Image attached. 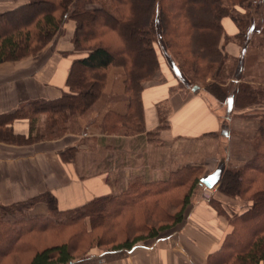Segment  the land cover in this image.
<instances>
[{"label":"trees","instance_id":"trees-1","mask_svg":"<svg viewBox=\"0 0 264 264\" xmlns=\"http://www.w3.org/2000/svg\"><path fill=\"white\" fill-rule=\"evenodd\" d=\"M212 1L207 9L209 18L198 15L197 24L190 15L192 7L198 10L195 0H153L146 20L139 9L141 0H29L0 12V63L38 55L69 21L75 24L74 52L80 55L69 72V91L62 97L32 101L12 113L0 115V141L31 144L47 140V133H62L65 119L71 121L75 113L95 103L113 68L127 72L130 94L124 112L111 110L104 116V132L109 136L115 134V126L131 128L133 133L145 130L141 94L145 83L157 80L161 74L156 49L158 28L167 49L178 59L194 86L203 87L220 101L231 100L233 112L252 105L264 106V74L254 75L253 67L246 79L242 56L240 60L233 57L235 65L227 67L229 56L223 47L229 40L223 19L229 17L238 27V33L231 38L239 44L248 34L258 31L263 36L264 51V0H259L258 6L263 7L256 17L251 13L252 0ZM256 20L258 27L252 23ZM195 38L199 51L193 53ZM244 52L243 48L242 55ZM263 59L261 56L260 60ZM240 72L243 74L239 77ZM226 75L231 78V94L224 88ZM206 80L211 83L206 84ZM250 117L257 120L251 140L253 154L242 149L239 137L238 149L236 143L231 147L233 164L226 168L218 185L220 192L242 201L244 211L231 209L228 216L213 202L220 214L227 215L231 230L220 249L209 256L208 264H264V109L251 112ZM15 120L30 123L27 137L14 134L11 125ZM88 129V133L94 130ZM103 140L107 141L106 137ZM72 156L61 153L64 161H70ZM202 172L200 166H184L171 172L166 180L144 181L136 177L117 195L97 198L67 211H60L55 197L48 193L10 205L0 204V259L31 255L27 264H69L90 244L111 246L106 252L131 250L145 238H156L160 231L183 221ZM184 187L187 190L180 198L179 191ZM38 202L47 205L46 214L33 212ZM172 207L179 210L169 215ZM147 220L167 224L148 227ZM123 222L138 232L147 230L146 237L116 240L109 228L115 227L122 233ZM43 235L59 242L39 249Z\"/></svg>","mask_w":264,"mask_h":264},{"label":"crops","instance_id":"crops-1","mask_svg":"<svg viewBox=\"0 0 264 264\" xmlns=\"http://www.w3.org/2000/svg\"><path fill=\"white\" fill-rule=\"evenodd\" d=\"M27 2L28 0H0V12ZM223 26L228 36L238 33L236 24L231 20L223 22ZM74 28V25L64 27L63 32L35 58L0 63V115L12 113L32 101L58 99L69 91V72L80 55L74 52L72 37L64 41L63 36L66 31L73 36ZM230 45L229 54L239 57L240 46L237 43ZM174 88V85L167 82L144 86L141 101L146 132L161 129L164 140L195 141L202 144L208 137L227 136L226 125L214 105L215 101L219 103L218 99L205 91L183 94L181 90L175 91ZM232 123L233 119L230 125ZM236 124L241 126L238 122ZM164 125L166 128H163ZM11 127L15 135L27 137L30 133V123L27 120H15ZM74 142L73 138L26 145L0 141V204L10 205L48 193L55 197L60 211H67L97 198L117 195L136 177L145 181L166 180L171 172L188 163L183 160L178 166H173L171 157H168L169 161L165 155L156 159V155L150 152L152 144L148 143L146 167L142 165V168H136L133 165L131 172L126 169L127 174L122 173V177L111 176L114 171L107 169L108 163L95 173L87 172L86 167L81 172L76 156L73 155L70 161H64L61 157V152ZM231 143L233 141L229 140L225 144L229 148ZM202 147L204 145L197 151L196 166L207 155ZM103 148L106 149V146ZM118 149L115 151L118 152ZM229 149L227 155L222 157L226 161V168L233 164ZM101 153L100 159L103 155ZM216 159L218 158L213 160ZM104 160L107 161L106 155ZM201 166L207 172L202 177L211 174L217 167L211 163ZM124 169L122 166V172ZM216 188L217 186L212 189L201 188L203 193L212 195L214 199L204 196L195 198L183 221L169 234L131 250L104 251L69 264H208L209 256L220 249L231 230L227 217L231 216V209L244 211L242 201L231 198ZM214 200L220 203V209L227 215L219 213L213 205ZM47 210L45 203L38 202L33 212L45 214Z\"/></svg>","mask_w":264,"mask_h":264},{"label":"rangeland","instance_id":"rangeland-1","mask_svg":"<svg viewBox=\"0 0 264 264\" xmlns=\"http://www.w3.org/2000/svg\"><path fill=\"white\" fill-rule=\"evenodd\" d=\"M29 1V0H28ZM251 1V0H250ZM253 5L251 8V13L254 16L256 12L261 10L263 6H258L259 0H252ZM195 2L198 5V10H194V7L190 10V15L191 18L193 19V23L197 24L196 18L198 15L202 19L209 18V14L207 12V9H210L211 0H195ZM153 0H141L139 4V9L142 10L143 13H145L143 20H146L148 18V12H149V6L152 5ZM204 8L203 11H201ZM241 11H244L243 9ZM211 13V12H209ZM195 14V16H194ZM256 17V15H255ZM254 18V17H253ZM252 18V19H253ZM233 21L232 19L225 18L223 19V22L226 21ZM235 23V22H234ZM257 27H258V21H252ZM253 24V25H254ZM71 25L75 24L72 21H69L68 23L65 24L64 27H71ZM237 26V25H236ZM63 27V29H64ZM238 28V27H237ZM63 29L58 33L61 34L63 32ZM66 31V30H65ZM75 31V28H74ZM74 35V32H73ZM69 37H72L69 32L67 31L64 33L63 40H68ZM232 36L228 37V41H225L224 47V53L228 54L229 58L226 61L227 67H232L235 65V60H233V56L229 54V47L231 46L230 44L232 43H237L238 46H240L241 49V55L239 57H236L237 60H240V57L242 56V70L244 73H246V79H248L249 71L251 68L255 69L254 75H263L264 74V59L263 61L260 60V57L262 56L264 58V51L262 49V34L258 31H253V33H250L247 35V38L241 39V41L234 40V38H231ZM51 44V43H50ZM49 44V45H50ZM48 45V46H49ZM195 46H193V53H196L199 51L196 45V38H195ZM47 46V47H48ZM261 46V47H259ZM46 47V48H47ZM245 49L244 55H242V49ZM156 49L158 51V55L160 58V66H161V74L157 80L149 81L146 82L145 85L147 84H156L160 82H167L169 84H172L175 86V91L181 90V93H191V92H199V91H205V89L202 87H198L197 90H194V85L190 83L187 80V75L186 73L182 70L181 64L178 61V59L170 52L167 47L164 39H162V31L158 28L157 30V41H156ZM43 51V50H42ZM76 52V51H75ZM261 53V54H260ZM41 54V52L39 53ZM38 54V55H39ZM36 56H31L29 58H35ZM231 57V58H230ZM214 59V58H213ZM25 59H22L20 61H23ZM237 62V61H236ZM254 63V64H252ZM188 69V68H187ZM253 69V71H254ZM187 71L191 72V69H188ZM243 72L239 73V77L242 76ZM127 72L122 69V68H113L108 76L106 77V83L103 85L102 92L99 94L98 98L96 99L95 103L90 107L85 109V111L80 112V113H75L71 117V121H68L65 119L66 123L62 124V127H64V131L62 133H52L49 134L47 133V136L49 135L47 140L43 141H64L65 139H70L73 138L75 141L71 147H68L65 149V153H68V155L73 154L74 156L77 157V165L79 169H81V172H84V169L86 167L87 172H93L95 173L96 171H100L102 169V166L104 167L106 163L108 165L106 166L108 170L112 171L113 173L111 176H120L122 177L123 174H127L126 169H128V172H131V168L134 165V167H141L142 165L146 167L147 165V144L150 143V152L152 154L156 155V159L160 157H163V155L166 156L167 160L168 157H171V162L174 164L173 166H178L183 160L187 161L188 163L184 166H196L195 162H197L196 156H197V151H199V148L201 145H204V148L202 147V151L205 152L206 157L203 160H199V163L197 164L200 165V167L203 168V175H205L207 172L202 164H209L211 163L214 166H217L218 163L220 162L219 158H222L227 155L228 149L231 151L233 150L231 147L233 144L235 146L239 147V144L241 143L242 149H246L249 154H253V147H252V138L255 136V131L257 128V120L251 119L250 115L251 112L256 111V110H263L264 106H261L260 104L258 105H252L249 106L246 109H243L241 111H231V100L227 99L224 101H220L219 103L215 101L214 105L219 113V115L223 118V122L225 123V130L227 131V136L225 135H219L216 137H208L204 139L203 144L200 142H195V141H185V140H164L162 135H161V129H157L153 131L151 134L146 132V130H140V132H134L132 129H126L124 127H118L115 126L114 132L115 134L109 136L108 134L104 132V116L108 114L111 110H119L120 112H124L127 106V102L129 99V89L127 88V83H126V77H127ZM238 77V78H239ZM226 86H224L225 89L228 90V94H231V78H228V75H226L225 78ZM211 83L210 80H206L207 83ZM144 85V86H145ZM206 92V91H205ZM249 109V110H248ZM251 110V112H250ZM231 111V114H230ZM245 111H247L245 113ZM243 112V113H242ZM236 113H242L241 114H236ZM235 114V115H234ZM233 119L234 125H230V121ZM235 119V120H234ZM241 124V126H238V124ZM92 127L94 130L92 133H88V128ZM163 128H166V125L163 126ZM88 129V130H87ZM136 130V128H135ZM106 137V140L104 142V138ZM239 137L242 138V140L239 143ZM132 138H136L135 140H132ZM229 140L233 143H231L230 147L225 144ZM68 141V140H66ZM65 141V142H66ZM136 141V142H135ZM246 142L245 145L244 142ZM22 142V140L20 141ZM108 142H111L109 144ZM35 143V142H34ZM11 144V143H10ZM29 143H19V144H13V145H26ZM32 144V143H31ZM116 144L118 145L117 148ZM106 146V149L103 147ZM119 150L116 152L115 150ZM201 149V148H200ZM235 149V148H234ZM212 151H214L212 153ZM216 151V152H215ZM61 152V153H63ZM103 152V160L102 157L100 159V154ZM207 152V153H206ZM71 153V154H70ZM105 155L107 156V161L109 160L110 162H107L104 160ZM144 155V156H143ZM186 156V157H185ZM154 157V156H152ZM217 157L216 161L213 159ZM134 158V159H132ZM136 158V159H135ZM182 158V160H180ZM103 161V162H102ZM124 163V165H123ZM202 163V164H201ZM122 166H124V172H122ZM112 169V170H111ZM180 169V168H179ZM118 172V173H117ZM145 181V180H144ZM158 181V180H157ZM219 185V184H218ZM218 185H217V191L218 190ZM201 188L205 187L203 184L197 186L195 189H193L192 192V197L190 200V204L187 206L185 209L184 216L189 209V206L191 203H193V200L195 198H198L199 196H204L207 198L214 199L212 195L203 193ZM187 190V187H184L179 191V196L180 198L184 196V192ZM215 203H217V206L220 208V203L217 202V200H214ZM44 203V202H43ZM223 209V208H222ZM179 210V207H172L169 209L168 214L173 215ZM35 213V212H34ZM46 214V213H45ZM167 223H159V222H151L147 220L146 226L149 225L148 227H152L156 225L155 227H159L161 225H165ZM179 225V224H178ZM177 225V226H178ZM177 226H173L171 228H168L167 230H162L159 232L158 237L169 234ZM153 227V228H155ZM122 228V233H118V230L115 227H110L109 228V233L114 235V238L116 240H124L129 237H146L147 235V230L145 231H136V229H133L130 225L126 224V222H123L121 224ZM151 229V228H150ZM40 245H38V248L41 249L43 247H46L47 245L50 244H55L58 243L59 241L54 240L47 235H43L40 237ZM156 238H150L143 240L140 245L146 244L148 242H151L155 240ZM94 242V241H93ZM139 245V246H140ZM111 246L107 247H96L95 244L93 246L90 244L89 246L86 247L85 250H82L81 252L76 254L77 260L80 258L82 259L83 256L87 254V251H89V255H99L101 252H104L105 250L110 249ZM86 257V256H85ZM31 258V255H11L5 259H0V264H27Z\"/></svg>","mask_w":264,"mask_h":264},{"label":"water","instance_id":"water-1","mask_svg":"<svg viewBox=\"0 0 264 264\" xmlns=\"http://www.w3.org/2000/svg\"><path fill=\"white\" fill-rule=\"evenodd\" d=\"M197 89L198 87L195 86L194 90ZM225 170H226V161L224 158H222L218 163L216 169L211 174L206 175L200 179L201 184H203L208 189H212L216 187L220 183L225 173Z\"/></svg>","mask_w":264,"mask_h":264}]
</instances>
